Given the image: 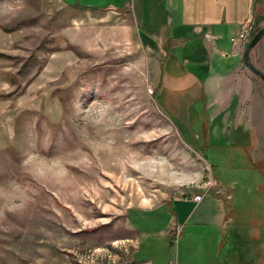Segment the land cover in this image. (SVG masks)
<instances>
[{"label":"rangeland","instance_id":"rangeland-1","mask_svg":"<svg viewBox=\"0 0 264 264\" xmlns=\"http://www.w3.org/2000/svg\"><path fill=\"white\" fill-rule=\"evenodd\" d=\"M132 2L0 0V264H134L130 239L165 219L135 227L125 212L208 190L233 197L232 226L253 220L240 208L254 206L261 193L246 189L264 175L240 151L245 140L208 138L190 110H160ZM252 18L247 45L264 26ZM251 124L260 150L264 118L259 131ZM213 233L155 234L139 260L215 262Z\"/></svg>","mask_w":264,"mask_h":264},{"label":"crops","instance_id":"crops-1","mask_svg":"<svg viewBox=\"0 0 264 264\" xmlns=\"http://www.w3.org/2000/svg\"><path fill=\"white\" fill-rule=\"evenodd\" d=\"M131 5L132 19L142 27L147 80L155 91L160 110L176 118H182L190 110L198 123L206 124L208 138L212 133L242 138L245 143L240 151L252 155L253 166L264 175V142L261 141L260 150H250L257 140L251 123L257 120L259 131L264 118V84L243 62L247 41H237L240 28L253 19L255 10L264 15V0H133ZM107 9L122 10L113 6ZM257 46L255 60L250 57V63L264 74V42ZM179 91L187 92V96ZM252 189L261 196L251 200L253 207L240 208L253 218L244 227L232 226L236 221V212L230 205L233 197L225 196L220 189L198 194L199 201L194 200V195L147 209L127 210L124 219L132 221L135 227L146 221L148 227L165 219L156 233L149 234L147 229L138 238L130 239L133 263L161 264L155 257L140 261V253L142 249L144 253L154 249L150 245L151 236L160 234L165 240L171 239L177 227L183 242L189 229L214 232L215 242L206 249L216 260L209 264H264V221L259 222L258 217L264 215V180L246 192L251 194ZM183 250L195 253L193 246L184 245Z\"/></svg>","mask_w":264,"mask_h":264},{"label":"water","instance_id":"water-1","mask_svg":"<svg viewBox=\"0 0 264 264\" xmlns=\"http://www.w3.org/2000/svg\"><path fill=\"white\" fill-rule=\"evenodd\" d=\"M264 36V26L258 30V32L253 36L250 40L249 44L245 48V52L243 55V62L245 63L246 67L257 77H259L262 82L264 83V75L256 69L250 62H249V52L253 49V47L259 42V40Z\"/></svg>","mask_w":264,"mask_h":264},{"label":"built area","instance_id":"built-area-1","mask_svg":"<svg viewBox=\"0 0 264 264\" xmlns=\"http://www.w3.org/2000/svg\"><path fill=\"white\" fill-rule=\"evenodd\" d=\"M251 29H252L251 24H249V25L248 24H244L240 28V30L238 32L237 41H239V42H245V41H247L248 36H249V32H250ZM200 199H201V195H195L194 196V200L195 201H199ZM179 233H180L179 228L176 227L174 229V235H175V237H177L179 235ZM169 264H177V263L175 261H170Z\"/></svg>","mask_w":264,"mask_h":264}]
</instances>
